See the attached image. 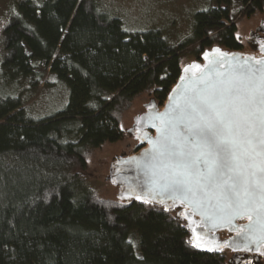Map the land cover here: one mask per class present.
Instances as JSON below:
<instances>
[{"label":"trees","instance_id":"trees-1","mask_svg":"<svg viewBox=\"0 0 264 264\" xmlns=\"http://www.w3.org/2000/svg\"><path fill=\"white\" fill-rule=\"evenodd\" d=\"M263 12L264 0H215L195 16V41L171 48L156 31L123 32L93 0H16L0 28L1 66L34 89L48 71L70 99L33 121L0 96V264H227L228 252L191 248L173 213L100 199L89 159L128 139L123 116L139 97L164 102L188 50L196 60L215 46L242 51L235 19Z\"/></svg>","mask_w":264,"mask_h":264},{"label":"snow or ice","instance_id":"snow-or-ice-1","mask_svg":"<svg viewBox=\"0 0 264 264\" xmlns=\"http://www.w3.org/2000/svg\"><path fill=\"white\" fill-rule=\"evenodd\" d=\"M212 52L203 68L184 69L199 75L181 76L166 110L153 117L158 135L132 161L146 177L136 199L165 204V211L179 202L181 218L190 210L204 224L246 217L249 224L234 230L247 250L264 246V59Z\"/></svg>","mask_w":264,"mask_h":264},{"label":"rangeland","instance_id":"rangeland-1","mask_svg":"<svg viewBox=\"0 0 264 264\" xmlns=\"http://www.w3.org/2000/svg\"><path fill=\"white\" fill-rule=\"evenodd\" d=\"M16 0H0V28L7 20L6 13ZM102 15L120 22L123 32L141 34L151 31L159 33L171 48L187 45L195 41V16L215 7V0H93ZM240 5L233 4L234 13ZM264 21V12L249 20L235 19L243 50L249 51L244 39ZM242 50V51H243ZM197 61L192 50L181 58L182 67ZM44 82L36 89L31 87L30 79L18 76L14 71L0 64V96L16 98L21 101L26 119L33 121L53 117L63 112L70 99V90L64 81L46 71ZM151 99V94L139 97L131 109L123 116L125 130L132 119L143 112V106ZM64 127H73V122ZM134 143L127 139L117 145H106L89 159L88 183L95 188L102 200H116V190L104 181L109 164L122 153L130 154ZM132 264V263H128Z\"/></svg>","mask_w":264,"mask_h":264},{"label":"water","instance_id":"water-1","mask_svg":"<svg viewBox=\"0 0 264 264\" xmlns=\"http://www.w3.org/2000/svg\"><path fill=\"white\" fill-rule=\"evenodd\" d=\"M244 42L249 52L229 51L216 46L203 51L197 61L182 67L177 81L161 105L157 104L154 98L149 99L148 103L143 106V112L136 115L132 119L131 126L125 130L127 138L134 143L130 154L122 153L114 158L109 164L108 173L104 181L116 190L115 199L121 205L137 203L160 208L165 213H173L174 218L183 224L188 235V244L194 250L205 254L216 255L228 252L229 258L227 264H264V255L260 254L264 252V246L254 243L250 244L248 249L245 250L242 247L240 236L234 230L244 228L249 224V220L246 217L238 218L232 224L223 222H218L215 225L211 223L204 224L201 217L198 214L192 215L190 210L188 213L189 219L181 218L180 213L185 212V209L179 202L171 206L168 211H165V204H144L141 200L136 199L137 196L143 197L144 195V191L146 190V177L143 171L132 162L134 157L140 158L150 148L147 142L148 138L156 139L158 134L152 125L153 123H158V121H154L153 117L166 110L169 105V96L173 94V89L177 84L181 83V76H189L193 72L199 75L197 70H191L189 73H185L184 69L186 67L192 64H199L203 68L206 64L204 54L208 53L209 58H211L214 55L212 52L213 49H219L220 53L225 54L226 59H230L233 56L239 60H243L249 56L256 60L264 59V21L259 24L255 32L250 33L244 39ZM216 55L218 56L219 54ZM220 70L223 71V69ZM166 204L172 205V201L167 200ZM194 244L196 245L195 247L193 246ZM209 247L213 248L214 251H208L207 248ZM257 248H259V251L256 250Z\"/></svg>","mask_w":264,"mask_h":264},{"label":"flooded vegetation","instance_id":"flooded-vegetation-1","mask_svg":"<svg viewBox=\"0 0 264 264\" xmlns=\"http://www.w3.org/2000/svg\"><path fill=\"white\" fill-rule=\"evenodd\" d=\"M256 29H257V28H256ZM256 29H255V31H256ZM255 31H254V32H255ZM251 33H252V32H251ZM243 52H249V51L243 50Z\"/></svg>","mask_w":264,"mask_h":264}]
</instances>
